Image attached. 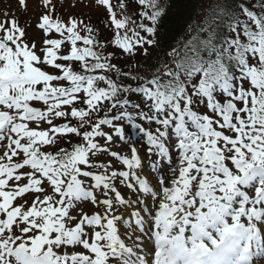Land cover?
<instances>
[{"label": "snow or ice", "instance_id": "obj_1", "mask_svg": "<svg viewBox=\"0 0 264 264\" xmlns=\"http://www.w3.org/2000/svg\"><path fill=\"white\" fill-rule=\"evenodd\" d=\"M0 264H264V0L0 12Z\"/></svg>", "mask_w": 264, "mask_h": 264}, {"label": "trees", "instance_id": "obj_2", "mask_svg": "<svg viewBox=\"0 0 264 264\" xmlns=\"http://www.w3.org/2000/svg\"><path fill=\"white\" fill-rule=\"evenodd\" d=\"M191 3H195V0H191ZM176 27V19L175 17H169L165 20V31L171 32Z\"/></svg>", "mask_w": 264, "mask_h": 264}, {"label": "rangeland", "instance_id": "obj_3", "mask_svg": "<svg viewBox=\"0 0 264 264\" xmlns=\"http://www.w3.org/2000/svg\"><path fill=\"white\" fill-rule=\"evenodd\" d=\"M9 4H11L13 10H15L16 0H0V12H2Z\"/></svg>", "mask_w": 264, "mask_h": 264}]
</instances>
